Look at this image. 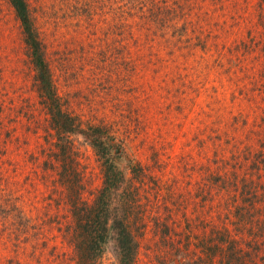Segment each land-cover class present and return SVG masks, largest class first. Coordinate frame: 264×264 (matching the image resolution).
I'll list each match as a JSON object with an SVG mask.
<instances>
[{
    "label": "rangeland",
    "instance_id": "rangeland-1",
    "mask_svg": "<svg viewBox=\"0 0 264 264\" xmlns=\"http://www.w3.org/2000/svg\"><path fill=\"white\" fill-rule=\"evenodd\" d=\"M28 2L65 111L114 139L134 264H264V1ZM34 75L0 0V264H75L103 167L80 133L57 162Z\"/></svg>",
    "mask_w": 264,
    "mask_h": 264
},
{
    "label": "trees",
    "instance_id": "trees-1",
    "mask_svg": "<svg viewBox=\"0 0 264 264\" xmlns=\"http://www.w3.org/2000/svg\"><path fill=\"white\" fill-rule=\"evenodd\" d=\"M8 1L20 22L27 55L35 72L37 92L46 106L54 130L57 162L62 164L65 172L69 165L74 168L70 135L80 133L90 142L103 167V186L94 201L91 204L80 202L79 199L72 202L73 215L80 230L73 240L75 264H98L110 240L114 243L119 264H134L139 249L138 241L124 217L112 212L113 195L124 181L122 170L113 161L114 139L102 126H83L75 116L65 111L28 0ZM75 184V181L69 180L65 186L69 191H74Z\"/></svg>",
    "mask_w": 264,
    "mask_h": 264
}]
</instances>
